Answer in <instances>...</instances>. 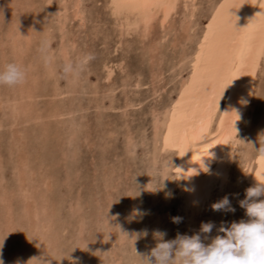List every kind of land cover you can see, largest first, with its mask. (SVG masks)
I'll use <instances>...</instances> for the list:
<instances>
[{
	"label": "rangeland",
	"instance_id": "obj_1",
	"mask_svg": "<svg viewBox=\"0 0 264 264\" xmlns=\"http://www.w3.org/2000/svg\"><path fill=\"white\" fill-rule=\"evenodd\" d=\"M110 2L0 0V70L16 63L26 71L23 84L0 85L4 264H39V257L49 264H140L135 250L155 247L157 230L172 240L214 222L207 244L224 235L221 226L247 219L239 201L264 182V157L253 148L264 140V41L248 107L229 141L224 188L213 186L194 213L183 204L184 178L166 140L237 20L211 131L216 127L240 59L264 34V0H179L166 24L156 18L145 31L129 25L133 13H118ZM87 54L95 58L83 74L65 77L64 64ZM225 195L235 211H213Z\"/></svg>",
	"mask_w": 264,
	"mask_h": 264
},
{
	"label": "bare ground",
	"instance_id": "obj_2",
	"mask_svg": "<svg viewBox=\"0 0 264 264\" xmlns=\"http://www.w3.org/2000/svg\"><path fill=\"white\" fill-rule=\"evenodd\" d=\"M178 1L111 0L114 11L133 13L136 19L129 25L141 24L140 28H144L142 31L149 29L148 26H151L152 20L156 18L160 20L161 25L166 24ZM239 27L240 22L234 20L227 40L222 44L217 43L216 60L212 61L211 58L207 61L192 93L190 91L191 95L180 120L179 129L174 136L170 137L169 134L166 139L167 146L177 152L179 175L184 178L181 189L183 204L190 213L198 211L208 200L213 186L218 185L219 190H223L228 177V165L233 155V145L229 144V141L236 140V131L248 107L251 81L261 57L263 33L254 38L240 59L232 79L233 89L227 106L216 127L211 131L220 104V93L229 74Z\"/></svg>",
	"mask_w": 264,
	"mask_h": 264
},
{
	"label": "clouds",
	"instance_id": "obj_3",
	"mask_svg": "<svg viewBox=\"0 0 264 264\" xmlns=\"http://www.w3.org/2000/svg\"><path fill=\"white\" fill-rule=\"evenodd\" d=\"M47 48L48 44L44 42L40 49L46 63L50 60ZM94 58L92 54H87L76 62L64 64L62 71L65 77H80ZM25 79V69L16 63H8L0 70V85L17 86ZM253 148L260 157H264V140H259V147ZM239 204L245 210L247 219L221 226L219 231L224 235L211 238L207 244L204 241L210 238L214 222L202 223L197 234H177L172 240H166L167 233L157 230L153 234L155 247L147 253L135 250L140 264H264V182L257 181L247 188L245 198ZM211 207L217 212L235 211L227 195ZM173 221L179 223L181 218L175 217ZM143 235L147 236L148 231L145 230ZM36 259L39 264H49L43 257ZM0 264H4L3 259H0Z\"/></svg>",
	"mask_w": 264,
	"mask_h": 264
}]
</instances>
